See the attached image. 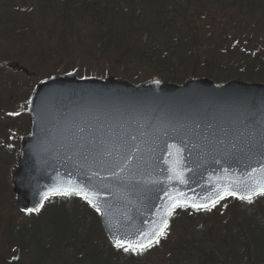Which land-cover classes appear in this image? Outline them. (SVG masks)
<instances>
[{
  "label": "water",
  "instance_id": "water-1",
  "mask_svg": "<svg viewBox=\"0 0 264 264\" xmlns=\"http://www.w3.org/2000/svg\"><path fill=\"white\" fill-rule=\"evenodd\" d=\"M29 109L31 134L11 168L18 206L82 189L113 244L147 243L174 202L211 206L264 185V84L66 73L42 81Z\"/></svg>",
  "mask_w": 264,
  "mask_h": 264
},
{
  "label": "rangeland",
  "instance_id": "rangeland-1",
  "mask_svg": "<svg viewBox=\"0 0 264 264\" xmlns=\"http://www.w3.org/2000/svg\"><path fill=\"white\" fill-rule=\"evenodd\" d=\"M58 9L60 6L52 8L44 2L40 3L39 0H0V136L3 133L7 138L13 137L16 131L19 132V139L16 141L0 140V147L2 144L6 146L2 151L0 149V264H85L82 255H86L88 250L79 245L62 249V244H59L47 257V263L41 262L43 259L40 257L36 258L40 260L37 263V261H31L36 257L38 250L28 245L26 241L23 242L35 234L43 246L49 245L47 236L53 235L56 227L52 224L54 223L51 218L53 213L47 210L49 209L47 203H53L54 197L45 201L40 212L29 213L20 211L12 192L10 170L18 154L20 137L30 130L28 111L32 89L41 80L56 73L63 75L72 72L78 77L114 76L133 84L159 76L156 71L146 67L133 64L118 67L111 61L104 63L97 58L89 59L86 47H90L88 44L90 41L87 34H84L86 29L82 25L79 30L80 42L77 40L74 27L70 25L73 29L65 36L67 38L62 39L60 59H55L54 63L51 62V58L47 56H54L55 36H58L59 25L62 22ZM240 14L230 16L237 17L239 20L242 18ZM210 16H221V12H215ZM247 24L249 25L246 27L239 24L234 29L222 28V32L228 38L227 43L220 45L223 57L228 52L227 45L234 51L239 50L238 47L241 49L235 55L221 58L220 67L212 70L202 66L193 67L185 71L168 72L165 77H173L176 83H182L193 76V73L197 77H204L203 74L212 76L210 78L219 84L232 80L264 83V27L263 29L252 27L255 30H251V22ZM213 27L208 26L204 29L209 31ZM77 29L76 25L75 30ZM72 34L70 41L68 37ZM52 36L54 38H51ZM92 40L94 41L93 37ZM243 42H245L244 46ZM38 53L43 56V59L34 57ZM225 64L229 67L223 66ZM242 202L238 198L228 197L217 203L211 211L195 212L188 208L177 210L172 216L170 226L165 230L166 236H162L160 243L154 244L144 255V258L148 257L147 259L129 262L131 257L139 255L128 254L112 247L113 260L114 262L120 260L119 264H125V262L127 264H177L180 261L183 263L182 260H186V257L180 253L183 250L179 251L178 248L181 245L190 251L189 247L192 245L193 253L200 252L201 259L202 252L206 254L208 264H264V196L257 200L253 199L252 203ZM69 203L68 200L66 210H61L60 213L63 223L66 224L59 231L60 237L68 239L71 244H77L73 242L76 235L74 231L77 230L75 222L78 220L83 228L81 231L78 227L80 235H89L91 231L90 240L95 246L94 249L104 248L107 254L110 250L109 238L105 235L103 226L102 229L99 226L94 227L95 217L91 207L84 202L80 215L77 216ZM242 205L246 207L240 209ZM223 231H238V236L230 245L222 243ZM16 238L22 239L17 242ZM245 241L248 243L247 246L241 244ZM246 248L250 258L247 254L245 255ZM55 252L59 253V256L56 257ZM179 256H181L180 259ZM235 256L238 259H235Z\"/></svg>",
  "mask_w": 264,
  "mask_h": 264
},
{
  "label": "trees",
  "instance_id": "trees-1",
  "mask_svg": "<svg viewBox=\"0 0 264 264\" xmlns=\"http://www.w3.org/2000/svg\"><path fill=\"white\" fill-rule=\"evenodd\" d=\"M39 1L40 3L44 2L48 4L52 8L60 6L58 15L62 22L59 25L58 36L54 35L56 39L54 56H47L51 58V62L54 63L55 59H60L62 39L67 38L65 36H67L73 27L74 31H76L77 40L80 42L79 30L82 25L86 29L84 34H87L90 41L88 43L90 47H86V54H88L89 59L97 58L104 63L111 61L118 67L127 64L146 67L158 73L157 75L159 76L152 79H163L171 82L177 81L173 77H165L168 72L185 71L199 66L212 70L215 67L221 66L219 64L221 58L238 53L241 47H238L239 50L235 49L234 51L227 45L228 52L223 57L220 45L221 43H227L228 38L222 32V28L230 27L234 29L239 24L246 27L249 25L247 22H251V30H255L252 27L256 29H263L264 27V0ZM215 12H221V16H210V14H214ZM231 14H240L242 18L238 20L237 17L230 16ZM215 23H217L216 26ZM75 24L77 25V30H75ZM208 26L214 27L209 31L204 29V27ZM72 37L73 34L68 37L70 41ZM51 38L54 37L52 36ZM242 45L244 46L245 42ZM35 56H37L36 59H43V56L39 55V53ZM223 66L229 67L226 64ZM119 70L121 71V69ZM192 75L195 74L192 73ZM203 76L212 77L206 74H203ZM53 197V203H47L49 204V209L47 210L53 213L51 218L54 223H51L56 225L53 235L47 236L49 245L43 246L35 234H32L31 238L27 240L23 237L25 239L23 242L26 241L28 245H32L38 250L36 257L31 262L37 261L39 263L40 260H36V258L40 257L43 259L41 262L47 263V257L54 252V249L59 244H62V249L76 245L87 248L86 255H82L83 259H85V264H119L120 260L117 262L113 260L112 247H115L110 240L108 239L110 250L107 254H105L104 248L97 247L94 249L95 246L92 245L93 242L90 240L91 231H89V235L81 236L78 227L81 231H83V228H81L82 223L78 220L75 222L77 223V230L74 231L76 235L73 242L77 244H71L68 239L60 237L59 231L66 225L65 222L63 223L60 213L61 210H66L68 200L70 201L69 205L74 209L73 213L77 216L80 215L79 212L82 210L83 203L88 202L78 195H72L71 197L55 195ZM88 205L94 212V227L99 226L102 229L98 212L89 203ZM244 207L246 206L242 205L240 209ZM46 208H48V205H46ZM181 209L186 210L187 207H179L176 211ZM201 211L195 210V212ZM102 232L104 231L102 230ZM222 233V243L229 245L238 236V231H223ZM20 239L16 238V241L18 242ZM241 244L244 246L248 245L247 241L241 242ZM189 248L191 249L190 251H187L181 245L178 248L179 251L183 250L180 253L186 257V260H182L183 263L181 261L178 262L179 264L209 263L208 260L206 261L207 256L204 252H202L203 257L201 259L200 252L198 254L193 253L194 246L191 245ZM54 254L56 257L59 256L57 252ZM61 254H63V251H61ZM145 254L146 252L143 255L131 257L129 262L132 260L140 261L142 258L147 259L148 257L144 258ZM246 254L247 248L245 249ZM247 257L250 258L248 254ZM180 258L181 256H179ZM235 259L238 258L236 257Z\"/></svg>",
  "mask_w": 264,
  "mask_h": 264
},
{
  "label": "snow or ice",
  "instance_id": "snow-or-ice-1",
  "mask_svg": "<svg viewBox=\"0 0 264 264\" xmlns=\"http://www.w3.org/2000/svg\"><path fill=\"white\" fill-rule=\"evenodd\" d=\"M157 83H159V81H157ZM253 107H255V105H253ZM18 114V113H17ZM261 124L264 125V120H261ZM253 135H255V133H253ZM260 139L258 141L259 147L264 148V127H261L260 129V133H259ZM83 192L82 189H77L76 187H70L67 189H60L58 191V194L66 196V197H71L72 195H81ZM227 195H235L234 192H229L226 193ZM257 195H264V185H260L258 186L256 189H253L250 194L246 195V196H240L239 198L241 200H247L249 203L253 202V197L257 196ZM83 198L93 207L96 209L97 212H100V209L97 207V205L95 203H93V201L91 199L88 198L87 195H84ZM223 197H218L217 200H214L211 202V207L209 206V204L205 203V204H195L193 203L191 205L192 208H194L196 211H211L212 208L216 207V204L218 203L219 199H222ZM187 204H181L180 202H174L172 205V209L173 211L176 208L179 207H187ZM42 207V205H41ZM26 211H28L29 213L33 212V211H39V208L36 209H27ZM168 228V222L167 220H165L162 224V227L160 229H158L155 232L154 238H150L148 240L147 243L141 241L139 243H128L126 241H123L119 238L115 239L114 242V247L117 249L122 250L125 253L128 254H135V255H143L145 252H147L148 250H150L154 244H159L160 243V237L162 236H166V229Z\"/></svg>",
  "mask_w": 264,
  "mask_h": 264
},
{
  "label": "flooded vegetation",
  "instance_id": "flooded-vegetation-1",
  "mask_svg": "<svg viewBox=\"0 0 264 264\" xmlns=\"http://www.w3.org/2000/svg\"><path fill=\"white\" fill-rule=\"evenodd\" d=\"M20 69V68H19ZM21 70V69H20ZM9 138V139H8ZM8 138L7 137H5V135L2 133V136H0V140H6L7 142H10V141H16V140H18L19 139V132L18 131H16V135L15 136H13V137H10V136H8ZM6 146L5 145H1V147H0V149H1V151L5 148Z\"/></svg>",
  "mask_w": 264,
  "mask_h": 264
}]
</instances>
